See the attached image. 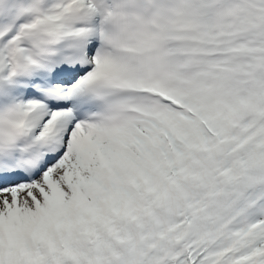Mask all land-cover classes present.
Wrapping results in <instances>:
<instances>
[{
  "label": "snow or ice",
  "instance_id": "6c2138e0",
  "mask_svg": "<svg viewBox=\"0 0 264 264\" xmlns=\"http://www.w3.org/2000/svg\"><path fill=\"white\" fill-rule=\"evenodd\" d=\"M0 264H264V0H0Z\"/></svg>",
  "mask_w": 264,
  "mask_h": 264
}]
</instances>
